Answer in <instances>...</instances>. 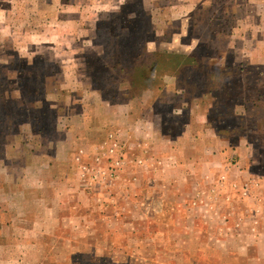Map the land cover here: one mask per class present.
I'll list each match as a JSON object with an SVG mask.
<instances>
[{"label": "rangeland", "instance_id": "obj_1", "mask_svg": "<svg viewBox=\"0 0 264 264\" xmlns=\"http://www.w3.org/2000/svg\"><path fill=\"white\" fill-rule=\"evenodd\" d=\"M259 27L264 0H0V213L14 214L3 198L19 186L31 196L56 150L73 159L81 189L89 177L120 213L99 230L109 248L84 237L94 223L74 220L83 250L46 235L26 264H231L233 254L248 264V252H231L248 242L257 243L250 264H264ZM186 216L202 231L189 239L218 252L188 251L170 235Z\"/></svg>", "mask_w": 264, "mask_h": 264}, {"label": "crops", "instance_id": "obj_2", "mask_svg": "<svg viewBox=\"0 0 264 264\" xmlns=\"http://www.w3.org/2000/svg\"><path fill=\"white\" fill-rule=\"evenodd\" d=\"M259 28L260 30H264L263 27ZM262 36H264V33L262 34ZM258 50V48H252V52H255L256 55L258 53L260 57L264 58V51L261 55L260 51ZM43 151L44 152L41 154V156H48V151ZM59 152V150H56V165L52 163V165H50L49 160H47V163L42 164L44 165L43 167L41 166L42 169L40 171L46 174V177H44L46 179H38L29 184L30 186H28V188H31L29 189V193L31 196L26 195L28 193H25V187L21 185V187L19 186V188H17L15 192H13L16 195L15 199L12 198L14 200H10V197H6V199L3 198L5 207L8 206L7 208H9V206H12L11 203H13L15 209L13 208L12 210L11 207V210L14 212V214L7 218L3 217L6 216V213H0V234L3 238H5L4 241L0 242V264H26V260L24 258L25 253H28L33 249L36 250L39 245L42 244V241H40L42 237H45L46 235L55 236V233L56 242L63 244V242L69 241V246L75 247L76 245L78 247V251L83 250V244L77 243V230L75 231V233H72L73 226L69 225L70 222L74 220H78V222L82 220L86 223H94V229L92 227L87 228L84 232V234L86 233L84 237H87L88 239L91 238L92 240H101V243L105 245L106 248L110 247V243L108 241L109 235L105 234L103 236L104 232L99 230L103 229V231H106L105 228H108V225H106V227H103L106 219L109 216L114 217L112 214L120 213L117 212V209L112 211V209L110 208L112 206L110 205L111 202H108L107 198H103L101 196L102 192L96 187V184H94V186H90L89 188V177H85V189H81L79 185L82 182L78 178V168L76 167L73 159H71V162L70 159H68L66 163H63L61 160H59ZM28 164L30 163H27L25 168H29V166L30 168H32L34 166ZM120 178L122 179L124 178V176L120 175ZM128 178L130 179V177ZM22 179L20 180V183L22 182ZM140 179V173H138V179L135 180V178L133 177V181L136 182H141L142 180ZM4 191L6 193L9 190ZM8 193L10 194V191ZM82 193L84 194V196H82ZM81 197H84V201H81ZM20 200L22 201L20 202ZM35 201L37 202L34 203ZM121 202L124 201L119 200L117 204ZM20 203L23 207L24 204L30 205L33 203L31 208L33 209L32 212L29 213L27 210V212L23 211L21 214L19 211L20 208L17 207ZM173 221V231H171L170 235L179 236L182 239H187L189 243L188 251H193L201 254H204L206 250H210V252L213 253L218 252V245H215L214 243L208 245V248H205L204 244L201 243L202 241H194L193 239H189L190 235H202V231L200 230L199 225H197L196 223V226H194V218H187L186 216L185 219H180V223H178L176 220ZM184 221L187 223H184L182 225ZM137 223L138 227L136 231L140 230L139 221ZM106 224L108 223L106 222ZM12 230L16 231L15 235L19 236L20 239H15V241L9 239L8 235H12ZM162 234H164V231L159 230L155 231L153 235L154 237H158ZM250 234L251 232L248 230V236H250ZM255 234L256 233H254V236ZM133 236L137 239L136 244H141L142 241L140 239L139 233L136 235L135 232ZM159 238L160 237H158V239ZM50 239L53 240L52 237H50ZM158 239L155 238L154 241H157ZM73 241L75 243H73ZM256 247L257 243L255 242H248L246 244V247H243L240 244H234V247H231V252L233 253L235 250L238 251V253L241 251L248 252L246 257L248 259V264H250L251 261H256V258L251 257V255L249 254L250 252L254 251ZM87 248L88 247L86 242V249ZM196 256L200 257L201 255L197 254ZM237 256L238 255L233 254L232 259H230L229 262H232L231 264H236L235 260L233 259H236ZM200 258H203V256H201ZM209 260L214 262L218 261V255L214 254L212 258H209ZM220 261L223 262V260Z\"/></svg>", "mask_w": 264, "mask_h": 264}, {"label": "trees", "instance_id": "obj_3", "mask_svg": "<svg viewBox=\"0 0 264 264\" xmlns=\"http://www.w3.org/2000/svg\"><path fill=\"white\" fill-rule=\"evenodd\" d=\"M167 54H169V53H167ZM140 55H141V52H139L138 51V53L136 54V57H135V61H137V59H138V57H140ZM169 55H171V56H176V55H173V54H169ZM179 58H181L182 59V61H180V60H177L178 62H179V64H183L186 60L188 61V60H190L191 62H193L192 61V58L191 57H188V56H182V55H180L179 56ZM117 64H121V62L119 63H116V65ZM153 67L154 68H160L159 67V65L158 64H156L153 60H152V58H151V68L153 69ZM135 68L136 69H138L139 71L141 70V68L142 69H144V64L142 63V62H137V63H135ZM123 74H126V72L125 73H123ZM144 75H143V73L142 74H140V77H143ZM124 78H126V76L124 75ZM149 80L150 81H152L153 82V79H152V77H149ZM58 89V88H57ZM101 89V88H100ZM102 90V89H101ZM103 91V90H102Z\"/></svg>", "mask_w": 264, "mask_h": 264}]
</instances>
